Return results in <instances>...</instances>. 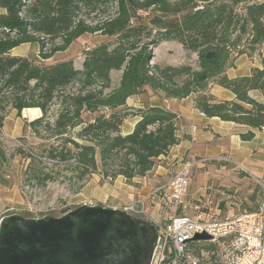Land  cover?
<instances>
[{
    "label": "trees",
    "instance_id": "16d2710c",
    "mask_svg": "<svg viewBox=\"0 0 264 264\" xmlns=\"http://www.w3.org/2000/svg\"><path fill=\"white\" fill-rule=\"evenodd\" d=\"M91 34L113 41L86 49L81 69L71 60L43 64L11 54L35 44L44 61ZM163 41L196 54V67L152 64ZM254 54L260 68L226 76L238 57ZM212 85L234 99H216ZM144 90L164 100L192 99L204 116L249 128L240 138L252 140L253 130L264 128V104L249 96L264 97V0H0V134L10 111L18 117L25 109L41 112L24 123L41 143L14 153L28 161L26 184L45 187L62 177L82 189L94 174L127 183L147 176L179 139L172 110L127 105ZM129 118L138 121L123 134ZM8 158L1 147L4 186L10 185Z\"/></svg>",
    "mask_w": 264,
    "mask_h": 264
},
{
    "label": "crops",
    "instance_id": "0c3cea01",
    "mask_svg": "<svg viewBox=\"0 0 264 264\" xmlns=\"http://www.w3.org/2000/svg\"><path fill=\"white\" fill-rule=\"evenodd\" d=\"M254 67H261L259 58L249 60L247 56L242 55L237 58L234 67L227 69L225 74L228 78L249 76ZM209 93L218 100L231 101L234 99V95L229 90L218 85H212L209 88ZM249 96L264 104V97L259 92L250 91ZM169 101L171 104L154 95L149 104L170 109L177 114L176 135L179 143L172 147L166 155L158 158L157 165L147 176L135 178L131 183L125 182L121 177L113 182L103 181L100 183L94 176V180L86 185L91 198L95 200L94 204L123 209L130 202L138 203L147 199L145 202L147 217L155 223H161L162 215L157 204V196L154 193L159 187L167 184L181 170L183 162L188 160L196 164L192 168L193 173H190L189 185L192 182L197 185L194 190L200 189L201 191L199 195L190 192L187 196L189 202L208 200L212 203L211 207L217 216L221 214L223 208L227 210H232L233 207L244 209L243 212L226 216L256 211L261 201L258 202L259 200L252 195H249L250 197L245 195L246 197L242 200L238 199L235 203L234 195L243 186L253 184L254 189H259L258 185L264 182V129L253 130V139L242 141L240 135L250 130L249 128L221 121L215 117L204 116L194 108L192 99ZM127 105L134 108L143 106L137 96L129 98ZM25 110H34L40 114L38 109ZM137 121L138 118L127 119L122 126V133H130ZM125 125L126 130H123ZM222 158L227 161H221ZM222 166L224 170H217ZM192 176H194L193 181H191ZM227 185L230 187H224ZM200 186H203L204 189H201ZM260 190V199L262 200L263 190L262 188ZM246 191H250L251 194L252 186H250V190L247 188ZM3 193L4 191L0 188V219L5 216V211L2 210L4 205L11 206L13 202H16L13 193L7 199L1 198ZM82 203L88 204L89 202L83 201ZM150 209L155 210L156 218L148 215Z\"/></svg>",
    "mask_w": 264,
    "mask_h": 264
},
{
    "label": "water",
    "instance_id": "95a60500",
    "mask_svg": "<svg viewBox=\"0 0 264 264\" xmlns=\"http://www.w3.org/2000/svg\"><path fill=\"white\" fill-rule=\"evenodd\" d=\"M157 241L149 219L100 204L56 217L8 214L0 219V264H153Z\"/></svg>",
    "mask_w": 264,
    "mask_h": 264
},
{
    "label": "rangeland",
    "instance_id": "374dc122",
    "mask_svg": "<svg viewBox=\"0 0 264 264\" xmlns=\"http://www.w3.org/2000/svg\"><path fill=\"white\" fill-rule=\"evenodd\" d=\"M112 41V38H107L97 34L84 35L72 43V45L69 46L65 51L58 52L50 59L44 61L40 59L38 55L40 49L35 44H23L21 47H16L15 50L11 52V54L14 56L30 57L34 59L36 63L43 64H55L58 62L71 60L76 69H81L83 53L86 49H90L91 47L101 43H110ZM253 56V58H258L257 54H254ZM152 64L171 66L189 64L192 67H196V54L184 50L177 42L163 41L153 49ZM120 75L121 71L112 72L111 79L113 86L118 83ZM137 97L140 99V103L142 104L150 103V100L152 97H154V94L149 90H144ZM169 102L170 101L167 100V103ZM169 104H171V102ZM40 115L41 112L39 114L34 110H22L18 117L16 112L12 110L8 114L7 119L4 121V127L0 134V148L2 147L9 157L5 174H7V179L10 185L4 186L0 184V188L5 193H3L1 198L7 199L11 197L13 193L14 199L16 201L13 202L11 206L4 205L2 210L5 211V215L19 214L27 218H40L45 215L56 217L62 212L72 210L79 205H82L83 201L89 202V205H95V200L91 198L89 189L86 187V185L94 180V176L97 177L100 183H103V181H108L103 180L100 175L94 174L82 189H79V182H76L75 180L69 181L67 178L63 179L62 177H60L57 181L47 183L45 187H35L32 184H26L24 172L27 168L28 161L22 156L16 155L14 153L18 147H23L25 150H28V147L35 148L41 143V141L35 139L31 135L30 129L24 125L25 121L29 122L35 119V117L38 118ZM123 130H126V125L123 127ZM217 170H224V168L223 166L218 167ZM193 171L194 170H192L191 173H193ZM193 177L194 176L191 177V181H193ZM250 186L253 188L251 194L250 191H246L247 188L250 190ZM258 186L260 187L259 189H254L253 184L239 188V191L234 195L235 203L238 201V199L242 200L244 197H246L245 195H252L255 199L259 200L258 202H260L261 185L259 184ZM196 187L197 185L192 184L191 182L189 185L188 195L190 192L194 195H199L201 191L200 189L194 190ZM200 187L201 189H204L203 186ZM224 187L230 186L227 185ZM219 208L221 209L220 206ZM243 211L244 209H239L237 207L236 209L233 207L232 210L223 208L221 209V214L216 216V219L221 220L228 214H237ZM148 215L155 218L157 217L154 209L148 210ZM158 220H160L159 217Z\"/></svg>",
    "mask_w": 264,
    "mask_h": 264
},
{
    "label": "built area",
    "instance_id": "2783aa9c",
    "mask_svg": "<svg viewBox=\"0 0 264 264\" xmlns=\"http://www.w3.org/2000/svg\"><path fill=\"white\" fill-rule=\"evenodd\" d=\"M195 165L184 161L181 170L155 191L161 223L147 217V199L123 208L149 219L156 227L153 264H264V182L260 183L263 197L256 211L217 220L210 201L187 200ZM197 234H206L209 239L194 240Z\"/></svg>",
    "mask_w": 264,
    "mask_h": 264
}]
</instances>
